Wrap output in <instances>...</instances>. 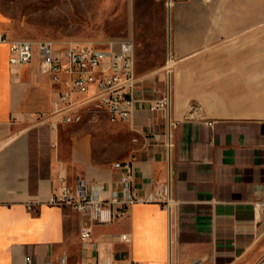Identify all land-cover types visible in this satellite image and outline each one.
<instances>
[{
  "label": "crops",
  "instance_id": "1",
  "mask_svg": "<svg viewBox=\"0 0 264 264\" xmlns=\"http://www.w3.org/2000/svg\"><path fill=\"white\" fill-rule=\"evenodd\" d=\"M179 5L167 62L137 65L135 108L121 123L102 117L55 134L39 115L52 111L57 86L38 58L12 67L0 43V264H264V0ZM168 89L171 125L151 108ZM126 161L140 195L171 179V219L159 204H137L94 225L85 247L88 219L43 203L63 181L110 190Z\"/></svg>",
  "mask_w": 264,
  "mask_h": 264
},
{
  "label": "built area",
  "instance_id": "2",
  "mask_svg": "<svg viewBox=\"0 0 264 264\" xmlns=\"http://www.w3.org/2000/svg\"><path fill=\"white\" fill-rule=\"evenodd\" d=\"M190 0H165L170 14L177 5ZM210 1V0H207ZM0 43L9 45V63L14 68L31 66L39 59V73L48 77L58 88V96L52 103V111L39 115L42 123L58 134L67 121L76 120L80 111L111 110L109 123L116 124L130 119L135 108V92L139 88L140 78L137 72L136 43L133 38L109 43L106 46L94 44H69L63 49L57 48L48 40H14L0 30ZM170 84L171 70H167ZM172 100L170 90L164 97L152 102V110H158L168 116L169 123ZM99 119H88L96 122ZM169 147L171 148V134ZM118 177L114 186L107 190L102 185H91L86 180H77L73 185L63 181L51 196L43 203L58 208H70L83 214L88 223L80 232L83 245L92 241L93 226L109 224L122 218L130 208L137 204H159L167 211L170 219L176 201L173 198L171 179L159 184L155 192L140 195L135 187V173L131 162H118L114 165ZM34 204L28 205L32 209ZM257 203L255 210L261 209ZM121 241L130 243L129 235L121 236ZM31 257L25 264H31ZM67 258L59 264H66ZM100 264V263H98ZM102 264H117L112 260ZM197 264V263H194Z\"/></svg>",
  "mask_w": 264,
  "mask_h": 264
},
{
  "label": "rangeland",
  "instance_id": "3",
  "mask_svg": "<svg viewBox=\"0 0 264 264\" xmlns=\"http://www.w3.org/2000/svg\"><path fill=\"white\" fill-rule=\"evenodd\" d=\"M169 24L165 0H0V29L14 40L63 49L133 38L139 72L167 60Z\"/></svg>",
  "mask_w": 264,
  "mask_h": 264
},
{
  "label": "bare ground",
  "instance_id": "4",
  "mask_svg": "<svg viewBox=\"0 0 264 264\" xmlns=\"http://www.w3.org/2000/svg\"><path fill=\"white\" fill-rule=\"evenodd\" d=\"M100 117L112 119L111 110L91 111V109H84V111L79 112V116L78 118H76V120L67 121V125H78L84 123L85 121H88V119H100Z\"/></svg>",
  "mask_w": 264,
  "mask_h": 264
}]
</instances>
